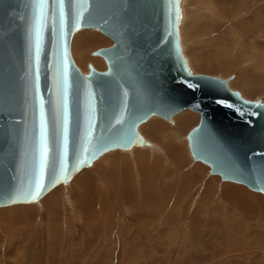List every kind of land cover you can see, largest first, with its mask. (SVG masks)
Masks as SVG:
<instances>
[{
  "label": "water",
  "instance_id": "95a60500",
  "mask_svg": "<svg viewBox=\"0 0 264 264\" xmlns=\"http://www.w3.org/2000/svg\"><path fill=\"white\" fill-rule=\"evenodd\" d=\"M39 3L0 0V206L37 200L107 150L147 144L141 122H172L185 107L198 112L185 133L192 159L264 196V100L229 87L232 74L189 66L179 0ZM81 27L110 39L91 50L103 68L73 60Z\"/></svg>",
  "mask_w": 264,
  "mask_h": 264
},
{
  "label": "rangeland",
  "instance_id": "374dc122",
  "mask_svg": "<svg viewBox=\"0 0 264 264\" xmlns=\"http://www.w3.org/2000/svg\"><path fill=\"white\" fill-rule=\"evenodd\" d=\"M179 6V40L189 66L221 77L232 74L229 87L264 100V0H179ZM108 43L95 28L76 30L71 56L83 71L88 62L103 68V58L91 50ZM184 113L196 122L198 112L190 109L173 115L172 122L151 115L137 127L147 144L103 152L36 201L57 190L61 206L47 213L38 205L31 217L13 219L16 228L10 223L9 230L0 229V264H264V196L209 174L207 165L191 158L185 135L175 136ZM147 121L164 130L163 137L172 134L174 143L184 142L186 169L173 173V164L157 155L152 135L160 130L146 133ZM146 150L174 186L168 193L156 187L164 179L160 175L140 174L132 156L141 154L150 164ZM156 199L165 204L159 207ZM36 202L0 206V217L5 208ZM249 207H257L256 215L247 216Z\"/></svg>",
  "mask_w": 264,
  "mask_h": 264
},
{
  "label": "bare ground",
  "instance_id": "6f19581e",
  "mask_svg": "<svg viewBox=\"0 0 264 264\" xmlns=\"http://www.w3.org/2000/svg\"><path fill=\"white\" fill-rule=\"evenodd\" d=\"M207 8V7H206ZM83 28H91V27H81V28H78V29H76V30H79V29H83ZM75 30V31H76ZM74 31V32H75ZM74 32L72 33V35H71V39H70V44H69V49H70V46H71V41H72V37H73V34H74ZM70 53H71V51H70ZM102 66V65H101ZM185 109H189V108H187V107H185V108H183L182 110H180V111H178V112H176L175 114H178V113H180V112H182L183 110H185ZM191 110V109H190ZM193 111V110H192ZM195 112H197V111H195ZM174 114V115H175ZM183 114V113H182ZM185 115H183V116H181V115H179L180 117H178V119H177V123L179 122V125L177 126V131L175 132V136H179V135H185V133H186V131H187V129L189 128V126L190 125H192L191 124V122H190V118L192 119H194V116H191V115H186V113H184ZM173 116V115H172ZM172 116H171V119H172ZM150 119V118H149ZM144 122V121H143ZM148 122V121H147ZM193 123V122H192ZM143 124V123H142ZM158 124V126H160L159 125V123H157ZM162 124H163V122H162ZM166 124H168V123H166ZM172 124V123H171ZM155 125L156 124H154V123H152L151 121L150 122H148L146 125H144L143 126V129L144 130H147L146 131V133L149 131V132H151L153 129L155 130V128H156V130L159 132V130H160V132L158 133V134H151L152 135V137L154 138V140H155V142H156V150L155 151H157L158 152V154L157 155H162L164 158V160H162V161H169V163L170 164H173V168H171V166H169L168 168L170 169H172V172L174 173V171L176 170L177 171V169H181V168H183V167H185V169L187 168V165H188V163L186 164V149L184 148V142L183 143H177L176 141H175V143H174V140H173V137H175V136H173L172 134L170 135V133H169V138L167 137H163L164 135L162 134V131H164V130H162V129H160V128H158V127H155ZM163 126L164 127H167V125L165 126L164 124H163ZM138 127V126H137ZM161 127V126H160ZM163 127V128H164ZM137 129H139V128H137ZM165 129V128H164ZM175 129V128H174ZM151 130V131H150ZM152 131L151 133H153V132H156V131ZM170 130V129H169ZM172 130V129H171ZM138 131H141L140 129L138 130ZM174 131V130H173ZM168 132H170V131H168ZM174 133V132H173ZM141 134V133H140ZM168 134V133H167ZM148 135V134H147ZM149 136V135H148ZM147 136V137H148ZM160 136H162V137H160ZM182 136V137H183ZM152 137H149V138H151V141H152ZM182 137L180 136V138L182 139ZM144 138V137H143ZM166 138V139H165ZM179 138V137H178ZM184 138V137H183ZM147 139V138H146ZM185 139V138H184ZM149 140V139H148ZM173 140V141H172ZM180 142V141H179ZM151 143H154V142H151ZM151 143H150V145H151ZM139 145H143V144H139ZM185 145H186V141H185ZM153 146V145H152ZM135 146H133V148H134ZM145 147V146H144ZM186 147H187V145H186ZM140 148V147H139ZM188 148V147H187ZM141 149V148H140ZM142 150H144V148H142ZM154 150V149H153ZM152 150V151H153ZM186 150V151H185ZM141 151V150H140ZM139 151V152H140ZM147 151V155H148V160H150L149 161V163L151 164V162H155V164L154 165H150V164H148L147 162H146V159L143 157V155H141V154H138V153H135V154H133V156L132 157H135L136 159H138V160H135L134 162L136 163V166L137 167H139L138 168V170L140 171V174L142 173L143 175H144V177L145 176H147L148 174L150 175L151 173H154L156 176L155 177H157V176H159L160 175V177H162V174H164L163 172H165V171H163L161 168H160V164H161V162H159V161H157V160H155L154 159V157L152 158V156H151V152L150 151H148V150H146ZM133 152V151H132ZM130 153H128V155H129ZM135 155V156H134ZM155 155V154H154ZM153 155V156H154ZM126 156V155H125ZM188 156V155H187ZM129 157V156H128ZM147 157V156H146ZM126 158V157H125ZM156 158V157H155ZM192 158V157H191ZM126 160V159H125ZM159 160V159H158ZM136 161H139V163H137ZM192 161V160H191ZM198 162V161H197ZM168 163V164H169ZM200 164H202V163H200ZM197 165V164H196ZM163 166V165H162ZM167 168V167H166ZM199 168L200 167H196V170H192V169H190L189 171L188 170H186V171H188L187 173L189 174V176H190V174H192V175H194V171L197 173L198 172V170H199ZM81 169V168H80ZM175 169V170H174ZM184 169V170H185ZM174 170V171H173ZM183 170V169H182ZM78 171V170H77ZM76 171V172H77ZM170 171V170H169ZM181 171V170H180ZM204 171V170H203ZM75 172V173H76ZM199 172H201V171H199ZM171 173V172H170ZM182 173V172H181ZM184 173H185V171H184ZM186 173V174H187ZM147 174V175H146ZM166 174H168V172H166ZM191 175V177H193ZM142 178H143V176H142ZM162 178H164L163 180H161V183H159L158 182V184H156V187H158V188H160V190H161V188H164L165 190V192L164 193H168V191L171 189V190H173V188H174V186L173 185H171V183L170 182H167V178L168 177H162ZM158 179V178H157ZM147 180V179H146ZM155 180H156V178H155ZM182 180H183V178H182ZM186 180V179H185ZM184 180V181H185ZM157 181V180H156ZM160 181V180H159ZM164 181V182H163ZM166 181V182H165ZM66 182H68V181H66ZM78 182H79V180H78ZM60 183H62V182H60ZM60 183H58V184H60ZM80 183V182H79ZM58 184H56V185H58ZM130 184H132L131 182H130ZM141 184L144 186V185H149L150 184V182H144V183H142L141 182ZM155 184V183H154ZM174 184V183H173ZM56 185H54L53 187H55ZM152 185V184H151ZM158 185H161V186H158ZM194 185V184H193ZM76 186H78V184L76 185ZM154 186V185H153ZM152 186V187H153ZM53 187H51L49 190H47L44 194H46L48 191H50ZM146 187H150V186H146ZM156 187H153L154 189H157ZM179 188H181V187H179ZM183 188V187H182ZM187 188V187H186ZM148 189H150V188H148ZM155 191V190H154ZM159 191V190H158ZM184 191V190H183ZM179 192V191H178ZM43 194V195H44ZM43 195H41L39 198H41ZM38 198V199H39ZM37 199V200H38ZM161 199V198H160ZM37 200H35V202L37 201ZM167 200V199H166ZM32 202H34V201H32ZM32 202H27V203H32ZM14 203H19V202H14ZM37 203V202H36ZM156 203L157 204H159V207L161 206V204H165V203H163L162 202V200H157L156 199ZM10 204V203H9ZM5 205H8V204H5ZM42 206V207H44L45 208V210L47 211V213H49L51 210H54V208H56L57 206H61V199H60V193H59V191H57V190H55V191H52V192H50L49 194H47L40 202H38L37 204H35V205H32V206H20V207H14V208H5L3 211H2V215H1V217H0V229L3 231V230H5V229H8L9 227H12V228H16V226H13V225H17V220H13V219H15L17 216H22L23 215V217H24V219H25V217H28V215H30V217L32 216V215H34V212L36 213V211H37V206ZM63 205V204H62ZM2 206H4V205H1V207ZM155 206V205H154ZM1 211V210H0ZM29 213V214H28ZM53 213V212H52ZM51 214V213H50ZM57 214V213H56ZM53 215V214H52ZM54 216V215H53ZM34 218V217H33ZM32 218V219H33ZM52 218V217H51ZM27 221H29L28 219H26ZM25 220V221H26ZM35 220V219H34ZM30 221H31V219H30ZM9 222V223H8ZM21 222V221H20ZM10 223H11V225H10ZM8 224L10 225L9 227H8ZM18 224H20V223H18ZM21 224H24V223H21ZM7 226V227H6ZM18 226V225H17ZM22 227V226H21ZM24 228V227H23ZM0 230V231H1ZM9 230V229H8Z\"/></svg>",
  "mask_w": 264,
  "mask_h": 264
},
{
  "label": "snow or ice",
  "instance_id": "6c2138e0",
  "mask_svg": "<svg viewBox=\"0 0 264 264\" xmlns=\"http://www.w3.org/2000/svg\"><path fill=\"white\" fill-rule=\"evenodd\" d=\"M56 2H58L60 8L62 9L63 8V3H64V0H56ZM39 6L41 9H43L44 7V0H40V3H39ZM63 15V13L61 12V16ZM38 35V33H37ZM39 50V42L37 41V51ZM190 86H193V85H190ZM42 130H43V122H42ZM37 187H39V185H37ZM38 195V193H37Z\"/></svg>",
  "mask_w": 264,
  "mask_h": 264
},
{
  "label": "crops",
  "instance_id": "0c3cea01",
  "mask_svg": "<svg viewBox=\"0 0 264 264\" xmlns=\"http://www.w3.org/2000/svg\"><path fill=\"white\" fill-rule=\"evenodd\" d=\"M207 189H209V188H207ZM254 198H256V196H255ZM248 209H249V212H247V211L245 210V212L247 213V216L250 217L252 214H253V215H256V213H257V207H253L252 209H251V207H249ZM255 217H256V216H255Z\"/></svg>",
  "mask_w": 264,
  "mask_h": 264
}]
</instances>
